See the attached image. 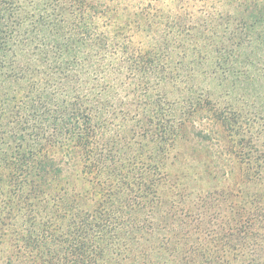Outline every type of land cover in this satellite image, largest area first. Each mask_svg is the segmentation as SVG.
<instances>
[{"label": "rangeland", "instance_id": "rangeland-1", "mask_svg": "<svg viewBox=\"0 0 264 264\" xmlns=\"http://www.w3.org/2000/svg\"><path fill=\"white\" fill-rule=\"evenodd\" d=\"M263 210L264 0H0V264H233Z\"/></svg>", "mask_w": 264, "mask_h": 264}, {"label": "trees", "instance_id": "trees-1", "mask_svg": "<svg viewBox=\"0 0 264 264\" xmlns=\"http://www.w3.org/2000/svg\"><path fill=\"white\" fill-rule=\"evenodd\" d=\"M244 169L245 172H249L248 168ZM255 176L258 177L260 175H257L256 172ZM237 186L240 187L241 184H238ZM213 193L218 194V192ZM225 193V196L229 195V191L226 190ZM254 217L255 213H252L249 217L241 216L236 222V229H224L225 231H223L220 239L221 241L223 240L225 254L228 258L234 261L233 264H252V259L244 260V258L254 256L255 252L257 253L258 251L259 254H264V215L262 216L263 218H260L261 221L257 222L254 220ZM237 258H240L241 260H237ZM75 264L87 263L78 261L77 263L75 262ZM257 264H264V260Z\"/></svg>", "mask_w": 264, "mask_h": 264}]
</instances>
